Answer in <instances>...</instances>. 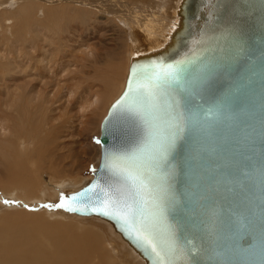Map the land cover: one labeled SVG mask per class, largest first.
I'll use <instances>...</instances> for the list:
<instances>
[{"label": "water", "instance_id": "1", "mask_svg": "<svg viewBox=\"0 0 264 264\" xmlns=\"http://www.w3.org/2000/svg\"><path fill=\"white\" fill-rule=\"evenodd\" d=\"M233 9L245 23L225 36L221 25L237 20L217 16L203 33L206 42L199 41L204 45L181 57L131 58L124 86L99 122L97 166L84 185L60 193L51 205L108 220L147 264H264V0H236ZM167 65L180 72L179 85L149 87L163 79ZM133 68L140 73L133 87L144 85L150 97L140 105L143 117L128 109ZM177 116L182 131L162 157ZM132 155L153 179L150 193L122 186L106 166L112 157ZM110 186L129 202L135 197L137 227L149 225L158 248L173 249L168 255L157 257L130 225L95 210L100 190ZM62 197L79 210L58 207Z\"/></svg>", "mask_w": 264, "mask_h": 264}, {"label": "bare ground", "instance_id": "2", "mask_svg": "<svg viewBox=\"0 0 264 264\" xmlns=\"http://www.w3.org/2000/svg\"><path fill=\"white\" fill-rule=\"evenodd\" d=\"M16 1L17 2L13 3L10 0H0V17L3 22H7L6 25L11 21H15V24H18L15 28L16 30H14L15 36H17L15 41L18 43H23V45L26 43L35 48V45L39 42L40 44L42 43L40 40V36L42 35L47 46H55L54 48L51 46L52 48L50 51L44 50L45 52H42L38 58L35 56V58H27L29 61L37 60L39 62H41L42 58H46L45 60H47L48 57L56 51L61 54V56H58L59 58L62 57L66 59L67 49L63 50L62 46H59L60 43H64L63 46L66 43H70L72 40L73 43H86L94 37H96L93 39L94 41L97 40V42L99 41L101 43L103 42V38L100 32L102 31L103 34V29L106 30V33L111 31L113 33L121 28L125 29L123 33L128 34L127 40H125L127 44L125 56L127 57L128 65L131 58L147 57L148 55L161 56L163 59H165L166 56L181 57L189 48L194 49L192 47L197 46L201 39L202 43L206 42L203 33L211 28L210 26L212 23L210 22L214 17L218 16V19L221 20L220 22H225L228 18L230 20H237V22L230 27H224L227 25V21L221 25L223 26L221 28L222 33L219 32L221 36H225L228 31H231V28H239L245 23L244 18H242L243 16L238 10H230L234 8L236 0H135L138 4H145L146 8L142 10L141 6L136 4L134 7L133 5L131 8L133 19L130 20L131 22L127 20L128 18L124 19L125 17L123 15L117 16L115 13L114 15L108 13L107 16L103 13L105 21L99 20L97 14L104 11V5L102 6V1L98 0ZM125 1L127 2L128 0ZM134 3L135 2H133V4ZM13 6H15L16 9L13 10V13L10 12V14H7V9H13ZM49 6L52 8H49ZM59 9L61 14L56 12V10ZM40 14H42V18H39V16L41 17ZM166 14L170 15L168 16ZM56 15L63 16V19L66 17V19L75 20L77 24H79L78 22H82L78 34H76L77 32L73 29H70L73 31L65 29L64 32L66 33V30H68L70 36L62 37L59 34L58 36L60 37H56L52 34L53 31L50 37L46 36V34H49L51 31L49 25L51 19L49 18H53V16ZM103 15L100 17L99 14V17L103 19ZM121 16L124 18L122 19ZM68 26L71 28L70 25ZM36 27L41 30L39 31L40 34L37 33L39 29L37 30ZM102 27L104 28L102 29ZM107 29L109 30L107 31ZM26 31H31L32 33L29 40L25 37ZM22 33L24 34L22 35ZM11 47L13 48V46H10V48ZM12 48L11 50L13 51ZM23 55L27 56L28 53L25 52ZM103 56L102 65H98L100 64L99 61H95V65H93H98L97 68H94L93 78L98 80L100 84L102 83V89L98 84L99 90L101 91H95V93L92 89L87 91V87L84 86V88L82 87V91L79 90L81 99L87 98L86 96H89L90 99L94 98L91 102L92 104L94 102L99 104V100L111 94L110 90H112L113 81L119 71L118 55L115 54L113 49L106 51ZM120 57H122V55ZM79 58L78 62L87 61L85 55L82 53L81 59ZM45 60L43 62H45ZM14 64L15 59L7 60L6 64L0 62V69L7 72L5 74L13 73L16 68ZM128 65H125L127 67L126 69H128ZM20 68L19 70H21ZM56 69H53L55 76L57 73ZM61 71L65 70L62 68ZM2 73L4 72L2 71ZM1 75L0 78L3 76ZM23 77H25V75ZM5 81L8 82V85L6 84L7 87L11 89L10 92L5 94L8 95L10 93V99L8 98V100H5L7 99V97H5V99L2 100L0 98V129L4 130V133L2 132L3 134L0 132V206L3 203L16 204L17 201L15 200L20 199L21 203H19L18 206H26V203H28L32 205L37 204L39 206H36L40 208H34L35 211L27 210L35 214L34 216L23 215V213H21L22 211L18 214L14 212L17 216H3L0 210V264H147L145 257L131 246L120 232L114 230L111 223L103 217L98 218L96 216L87 215L86 217L88 218H86L73 213L68 214L61 212V210L49 206L56 200L57 190L58 193L72 191L70 185H72L73 180H71L72 176L71 178L69 176L71 175V170L68 168V165H66V162L69 161V164H71L70 166L74 168L76 157H78L76 153L78 152L75 151V146H66L68 143L64 144L61 143V141H57L60 140L64 134H62L63 131L56 130V128L51 125V121L47 122L50 125L49 131L47 132L45 130L44 132L43 125L45 123L42 124L41 122L48 119L46 117L47 114H44L46 118H43V114L37 113L39 111V113H42L40 109L43 107V103H45L43 99L47 100V98H43L42 102L36 104V99L27 95L31 93L30 90L35 93L38 92L36 84L32 83L29 85V83L27 88L30 87L26 90L24 84L18 85L15 83L14 79L9 78ZM17 89H20V91H15ZM117 89H119V87ZM6 91H8V89ZM87 103H89L88 100ZM89 104L87 105L85 102L84 105L88 107L90 106ZM95 107L97 108L98 106ZM95 107L93 109H95ZM102 112L101 114H103ZM87 119L88 118H86V120ZM89 120L90 118L86 123L88 122L87 124L90 125L92 122ZM65 123L62 125V129L70 130L71 126ZM87 124L83 123L84 126H87ZM5 131H7V134ZM67 132L66 130V133ZM74 133L73 130L69 132L70 138L73 137ZM65 138H63V140H65ZM67 149L68 152L64 153ZM81 150L82 148L80 151ZM83 152L86 154V151L83 150ZM86 156L88 155L86 154ZM79 157H81V155ZM77 160L79 161V159ZM73 168L71 169L74 170ZM43 176H48L50 181L48 183L40 181ZM65 183L67 185L69 184L70 187H62V184ZM12 201H14V203H12ZM49 201L50 203L46 207L45 203ZM1 208L3 207L1 206ZM21 208L25 209V207ZM21 208L19 210H21ZM15 209L17 210V207ZM78 220L84 225L79 224ZM86 223L92 224L94 227ZM103 232L108 235L107 237L111 242L106 240ZM106 242L111 243V247L106 245ZM113 255H115V257Z\"/></svg>", "mask_w": 264, "mask_h": 264}, {"label": "rangeland", "instance_id": "3", "mask_svg": "<svg viewBox=\"0 0 264 264\" xmlns=\"http://www.w3.org/2000/svg\"><path fill=\"white\" fill-rule=\"evenodd\" d=\"M10 1H12L13 3L17 2L16 0H14V1L10 0ZM95 1H97V0H95ZM98 1H102L101 5L102 6L104 5V7H103L104 11H102V13H98L97 14L98 19L102 20V21H105L104 15L107 16L108 13L113 14V15L115 13L117 16L123 15L125 18L123 16H121L122 19L123 18L124 19L128 18L127 20L130 21L131 19H133L132 11H131V8L133 7V5H134V7H135L136 4L138 6H141L142 10H144L146 8L145 4L144 5L138 4L137 1H135V0H128L127 2L125 0H107V1L106 0H98ZM140 1H142V0H140ZM133 2H135V3L133 4ZM127 4H129V5H127ZM4 5H6V4H4ZM49 8H52V7L49 6ZM14 9H16L15 6H13V9L12 8L11 9H7V11H8L7 14L8 13L10 14V12L13 13ZM56 12L60 13V9L56 10ZM103 13H104V15H103ZM99 14H100V17L103 15V19L99 17ZM40 15H41V17L39 16V18H42V14H40ZM166 15L169 16L170 14H166ZM53 18L52 17L49 18V19H51V21L49 22V25L51 27V29H50L51 31H50L49 34L48 33L46 34V36H48V37L51 36L52 31H53L52 34L54 36H56V37H60V36H58L59 34L62 37L70 36L68 30H66L67 31L66 33L64 32L65 29H69V31L75 30V32H77L76 34H78V31L80 30V27L82 26V22H78L79 24H77V21H75V20L72 21V20H69L68 18L66 19V17H64V19H63V16H61V15L53 16ZM169 20H170V17H169ZM70 21H72V22H70ZM6 24H7V22L6 23L3 22L2 18L0 17V26H1L0 27L1 28L0 29V62L2 64H4V63L6 64L7 60H12V59L14 60L15 59V64L14 65L16 66V68L14 66V68H15L14 70L15 71L13 73H10V74H5L7 72H5L4 70L0 69V75L2 74L4 76L3 77L1 75L2 78H0V81H2V82H0V94H1L0 98L2 100H4L5 97H7V99H5V100H8V98L10 97L9 96L10 93L8 95H5V94H7V92H10V89H11V88L7 87L8 82L5 81V80H7L9 78L14 79L15 83H17L18 85H21V84L23 85L24 84V86H26V90H28V88L30 87L29 86L27 88L29 83H30L29 85H31L32 83L37 85V89H38L37 91L38 92L35 93V92H32V90H30L31 93L30 94L28 93L27 95L30 96L31 98L33 97L34 99H36L35 100L37 102V103L35 102L36 104H38L39 102H42L43 98H47V100L43 99V101H45V103H43V107L41 106L42 108L40 107L41 108L40 110H41L42 113H39L40 111L37 113V114H43V118H46V117L48 118L47 120H44V121L41 122L42 124L45 123L43 125L44 132H45V130L47 132L49 131L50 125L47 122L51 121V125H53L56 128V130L63 131L62 134H64V136L62 135L60 140H57V141L58 142L61 141V143H64V144L68 143L66 146H68V145L69 146H71V145L75 146L76 149L75 148L74 149H75L76 152H78V153H76V152L75 153L78 156L76 158L79 159V161L76 159V162L74 164V168L70 166L71 164H69V161H67L68 163L66 162V165H68V168L71 170V173H70L71 175H69V176H70V178L72 176L71 180H73L72 185H70L71 186L70 189L71 190L77 189V188L81 187L82 185H84L85 182H87V180L90 178L91 170L93 169L94 166L95 167L97 166L98 156H99V147H97L96 137H97V135L99 133V131H98L99 122H100L101 118L105 115L104 113L106 111V108H107L108 104L113 99L116 98V95L122 90V88H123L122 86L124 85V78H125V74H126V70H127L126 69L127 67L125 65H128L127 57L125 56V52H126V49H127V44L125 43V40H127L128 34L123 33V32H125L124 28L119 29L117 32L114 31L112 33V31H111V32H107L106 33V30H104L103 29L104 27H102L104 35L102 34V31L100 33H101V36L103 38V42L100 43L98 41L99 42L98 43L96 39H95L96 41H94L93 39L96 38V37L91 35L94 38L90 39L86 43H82L81 42L82 45H81V43L75 42L77 44L76 45L75 43L72 42L73 40L70 41V43H66L64 46H63L64 43H62V44L60 43L59 46H62L63 50L67 49V51H66L67 55L65 56L66 59H64L62 57L59 58L58 56L59 55L61 56V54L57 53V51H56L51 56L48 57V59H47L48 61L45 60L46 58L45 59L42 58L41 62H39L37 60L29 61L28 59L29 58L30 59L31 58H35V57L38 58V56L42 52H45L44 50L50 51L51 48L52 47L54 48L55 46L54 45L53 46L52 45L47 46V43L45 42V39L43 38L42 35L40 36V40H41L42 43L40 44V42H39L37 45H35V48L32 45L30 46L29 44H26V43H25L26 46L23 45V43L22 44L18 43L17 41H15V38L17 36H15V34H14V30H16L15 28L18 26V24L17 23L15 24V21L9 22L8 25H6ZM4 25H5V27H4ZM68 25H70L71 28ZM72 25H74V26H72ZM75 26H77V27H75ZM38 29L39 28H37V30ZM70 29H73V30H70ZM108 30L109 29H107V31ZM111 30H113V29H111ZM39 31H41V30L39 29L37 31L38 34H40ZM26 33H25V37H26L27 40H29V37L31 38L32 33H31V31L30 32L26 31ZM23 34L24 33H22V35ZM43 35H45V34H43ZM22 37H24V36H22ZM10 46H13V48L11 47L13 49V51L11 50ZM63 47H65V48H63ZM110 47L114 50L115 54L118 55V57H117V60H118V63H119V64L117 63L118 64V70H119L118 73H117L118 76L116 75L115 76V80L113 81V86L111 88L112 90H110L111 94L109 96L107 95V97H104L103 99L99 100L100 101V103L98 101L99 104L94 102L93 103L94 105H93L91 102L93 101L94 98L90 99L89 96H86L87 98H82L81 99V96H79V93H80L79 90L82 91V89L84 87H87L86 88L87 91H90V89H92V91L94 93H95V91H98V92L101 91L99 89L100 88L102 89V83L100 84V82H98V80L93 78V71H94V68L98 67V65H102L103 59H104L103 55L106 53V51L112 50ZM115 48H117V49H115ZM7 50H8V52H7ZM25 52L28 53L27 56L23 55ZM81 53L85 55L87 61L78 62L79 61L78 58L80 57L79 59H81ZM121 55H122V57H120ZM72 59H73V61H72ZM44 60H45V62H43ZM74 60H76L77 63ZM56 61L58 62V64H57ZM95 61H97V62L99 61L100 64H98L96 66H93V65H95V63H94ZM25 64H27V65H25ZM120 64H121V66H120ZM83 67H85V68H83ZM19 68L21 70H19ZM62 68L65 71H61ZM53 69L54 70L56 69V71H57L56 76L54 75L55 73H54ZM2 71L4 73H2ZM9 72H11V71H9ZM49 72H51V73H49ZM48 74H49V76H48ZM24 75H25V77H23ZM30 80H31V82H30ZM4 82H6V83H4ZM90 84H93V85H90ZM98 84L100 85V88H99ZM5 85H6V87H5ZM116 87L117 88L119 87V89H117ZM7 89H8V91H6ZM15 91H20V89H17ZM84 100H85L87 105L89 103H91L92 105L89 104L90 106L87 107L86 105H84L85 104ZM87 100H88L89 103H87ZM46 101H47V104H46ZM83 102H84V104H83ZM95 106H98L97 107L98 109ZM94 107H95V109H93ZM100 107H102V108H100ZM42 109H43V111H42ZM79 111H80V113H79ZM101 112L103 114H101ZM44 114H47V116L45 115L46 116L45 117ZM85 116H87V117H85ZM86 118H88V119L90 118L89 121L92 122V124L90 122H89L90 125L87 124L88 122L86 123V121H88V119L86 120ZM64 123L66 125L71 126V129L70 128H69L70 130L62 129V125ZM83 123L87 124V126H84ZM66 130L68 131L67 133H66ZM71 130H73L75 133H74L73 137L70 138L69 132ZM3 131H4L3 129H0L1 134L4 133ZM5 133L7 134V131H5ZM65 134H67L68 137ZM44 135L46 136L45 133H44ZM65 136H66V138H65ZM63 138H65V140H63ZM88 142H90V143H88ZM71 147H69V148L72 149ZM77 147L78 148L80 147V148L78 149ZM81 148H82L81 151L82 152H83V150L86 151V154L89 157L86 156V154H84V152L82 154V152L80 151ZM67 152H68V149L64 151V153H67ZM80 155H81V157H79ZM84 155L86 157H88V158H86ZM84 159H86V160H84ZM81 161L84 164H82ZM86 162H88V163H86ZM72 166H73V164H72ZM71 168H73L74 170L76 169V170L74 171ZM41 179H40V181L47 182V183L50 181L48 176H43ZM65 184H62L63 186L62 185L61 186L62 187L66 186L64 188L70 187L69 184L68 185L67 184L65 185ZM62 192H64V191H62ZM60 193L61 192L58 193V190H57L56 197L59 196ZM54 198H53V200H54ZM15 201H17L16 204L18 203L17 205L16 204H8V203L1 204V206L3 208H1V206H0V208H1L0 210L2 211V215L3 216H11V217L12 216H17L16 214H18L21 211H22L21 213H23V215L34 216L35 214H33L31 211L28 212L27 210L35 211L34 208L35 209L40 208V207H37V206H39L37 204H33L32 205V204H28V203H26V206H21V205L18 206L19 203H21L20 199L15 200ZM12 203H14V201H12ZM49 203H50V201L45 203L46 207H47V205ZM14 205H15V207H14ZM34 205L35 206L37 205V206L35 207ZM49 206H51V204ZM16 207H17V210L15 209ZM19 207L20 208L21 207H25V209L21 208V210H19L20 209ZM51 208H52V206H51ZM4 209L5 210L7 209V210L5 211ZM49 211H50V209H49ZM86 218H88V217H86ZM89 218H93V217H89ZM76 222H77V220H76ZM79 224L84 225L83 223H80V221H79ZM86 224L93 226L92 224H88V223H86ZM103 233H104V236H105L106 240L110 241L108 239V237H107L108 235H106L105 232H103ZM106 245H109L111 247V243H107ZM113 256L115 257V255H113Z\"/></svg>", "mask_w": 264, "mask_h": 264}, {"label": "snow or ice", "instance_id": "4", "mask_svg": "<svg viewBox=\"0 0 264 264\" xmlns=\"http://www.w3.org/2000/svg\"><path fill=\"white\" fill-rule=\"evenodd\" d=\"M165 71L163 73V79H157L154 84L149 85V87L154 90H159L166 86H171L172 84L179 85L180 82V72L173 66H164ZM140 73L137 68H133L132 77L133 82H130L129 92L133 94V103L128 106L129 111L134 112L137 115L144 116V111L140 107L141 103H147L150 97L145 96L144 88L145 86L137 83L136 87H133V83L137 82ZM155 95V92H153ZM178 103V102H177ZM175 132L172 134V139L169 143L164 144L160 147L161 156H166L172 147L175 145V139L182 131L180 117L175 118ZM151 127L148 129L149 136H151ZM99 143V141H97ZM107 167L111 168L114 173L120 178L122 186L134 189L136 194L140 193H150V185L153 179L150 175L146 174L144 171V165L138 162V157L136 155L132 156H121L112 157L110 162L106 164ZM103 193V199H99V207L95 210L103 214L104 216H109L113 219L122 221L126 225H130L132 229L137 233V239L142 240L146 245L151 247L152 252L155 253L157 257H162L163 255H168L173 249H163L158 248V245L154 242L155 236L151 231L149 225L146 223H140L137 227L138 220V202L135 197L129 199L123 198L121 196V189L116 188L115 190L101 189ZM98 197L100 193L97 194ZM72 200H76L77 197H72ZM58 207H63L67 211H78L79 209L73 208L70 205L66 206L62 202Z\"/></svg>", "mask_w": 264, "mask_h": 264}]
</instances>
